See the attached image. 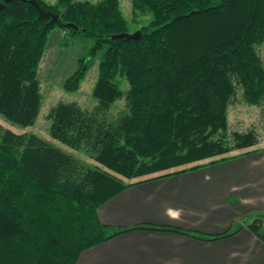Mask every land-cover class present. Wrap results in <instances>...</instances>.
<instances>
[{"label": "trees", "instance_id": "1", "mask_svg": "<svg viewBox=\"0 0 264 264\" xmlns=\"http://www.w3.org/2000/svg\"><path fill=\"white\" fill-rule=\"evenodd\" d=\"M37 1L58 20L41 16L31 0L10 1L0 13V116L35 123L43 99L38 69L55 28L67 32L65 44L78 33L93 37L64 88L79 89L103 49L96 106L59 102L47 117L53 138L98 164L0 124V264H75L85 250L137 229L205 240L231 235L117 227L102 223L98 208L131 185L257 150L255 130L229 133V108L240 95L248 105L264 103V0H132L134 11L153 17L139 39L111 38L130 32L119 0ZM124 97L127 110L111 116ZM249 227L264 239L262 218Z\"/></svg>", "mask_w": 264, "mask_h": 264}, {"label": "crops", "instance_id": "2", "mask_svg": "<svg viewBox=\"0 0 264 264\" xmlns=\"http://www.w3.org/2000/svg\"><path fill=\"white\" fill-rule=\"evenodd\" d=\"M255 148L200 169L131 185L98 208L100 221L117 227L152 224L231 235L205 240L137 229L85 250L75 264H264V239L249 227L256 218L263 219L264 227V144Z\"/></svg>", "mask_w": 264, "mask_h": 264}, {"label": "rangeland", "instance_id": "3", "mask_svg": "<svg viewBox=\"0 0 264 264\" xmlns=\"http://www.w3.org/2000/svg\"><path fill=\"white\" fill-rule=\"evenodd\" d=\"M50 4L58 0H46ZM100 1V0H90ZM124 16L129 21L130 33L135 32L140 26L147 25L152 20L151 13H141L134 11L132 0H119ZM67 32L61 28H55L49 35L48 43L40 66L38 77L41 83V92L43 99L39 109V114L35 123L31 126L24 127L14 124L4 117L0 116V124L16 133H34L40 136L51 145L59 147L63 151L75 156L82 163L93 166L98 164L89 158L80 150H75L61 141L53 138L50 134L51 121L48 114L52 107L59 102H76L84 108L92 109L96 106L97 100L93 96V89L99 76V63L104 52L99 50L97 57L90 63L85 78L82 80L79 89L70 91L64 88L65 80L77 68L79 59L89 56V51L95 43L93 37L86 36L84 33H78L75 37L64 43ZM260 54L264 59V45L260 47ZM121 88L124 92L129 89V83L126 79L121 78ZM127 110L126 98L119 99L112 106L109 114L113 117ZM255 130L260 138L257 146L264 144V103L261 106H251L241 100V95L229 108V133L235 131L247 132ZM256 146V147H257ZM239 153L235 150L232 154ZM249 218L247 219V221ZM238 224L234 225V229ZM264 230V229H263Z\"/></svg>", "mask_w": 264, "mask_h": 264}, {"label": "water", "instance_id": "4", "mask_svg": "<svg viewBox=\"0 0 264 264\" xmlns=\"http://www.w3.org/2000/svg\"><path fill=\"white\" fill-rule=\"evenodd\" d=\"M13 1V0H4V2L0 3V13L1 11L4 9L5 4ZM26 1V0H23ZM32 3L38 8V10L40 11V15L41 16H45V17H51L53 20L57 21L59 18V14L53 12V11H44L41 6L39 5L37 0H31ZM74 26V25H73ZM77 28V27H76ZM141 36V31L137 30L135 32H122L119 34H113L111 35V38H127V39H139Z\"/></svg>", "mask_w": 264, "mask_h": 264}]
</instances>
